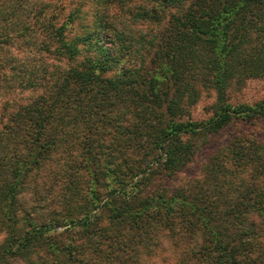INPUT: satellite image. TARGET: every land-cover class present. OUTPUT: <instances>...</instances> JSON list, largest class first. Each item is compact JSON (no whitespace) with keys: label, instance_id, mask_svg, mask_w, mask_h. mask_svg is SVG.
Returning a JSON list of instances; mask_svg holds the SVG:
<instances>
[{"label":"trees","instance_id":"1","mask_svg":"<svg viewBox=\"0 0 264 264\" xmlns=\"http://www.w3.org/2000/svg\"><path fill=\"white\" fill-rule=\"evenodd\" d=\"M20 46L43 91L0 127V264H264V130L241 126L264 123V97L228 94L264 77V0H0V50ZM202 88L213 111L195 119ZM55 153L47 217H19Z\"/></svg>","mask_w":264,"mask_h":264},{"label":"rangeland","instance_id":"2","mask_svg":"<svg viewBox=\"0 0 264 264\" xmlns=\"http://www.w3.org/2000/svg\"><path fill=\"white\" fill-rule=\"evenodd\" d=\"M43 1V0H39ZM40 58L42 55L36 49H25L22 46L17 49H9L8 51L0 50V127L7 122V119L16 112L20 105L32 100L36 95L40 94L43 89V84H38L36 87L27 86L22 76L35 74L42 68ZM229 100L231 102L254 103L264 97V77L249 78L241 84H233L228 90ZM215 94L210 89H201L200 96L196 103L191 107V116L195 119H203L211 115ZM243 128L254 132L259 137L262 136L264 123L262 120H254L251 124L241 125ZM237 131V126L233 125L222 130L218 135L212 137L211 141L203 148L196 156L194 161L187 166L180 175V179L184 180L200 174L201 166L207 159L209 153L217 146L228 140L231 133ZM66 159V158H65ZM53 160V161H52ZM51 161L32 171L27 182L26 188L18 194L19 202V217L26 215L43 220L47 217L48 207L46 206V197L52 194L51 190L58 186V180L62 177L57 172L55 179L51 181V173L48 171L50 164L54 166L56 171L58 167L56 163L62 160V155L59 153L53 154ZM67 160V159H66ZM69 161L66 165H69ZM82 163L77 161V176L74 175L75 185L83 187L82 182L87 178ZM182 177V178H181ZM179 178V177H178ZM174 178L166 182L168 186L176 184ZM51 185V189H49ZM44 196V197H43ZM21 222L23 223L22 219ZM59 230L60 227H57ZM4 232L0 229V242L3 240Z\"/></svg>","mask_w":264,"mask_h":264}]
</instances>
